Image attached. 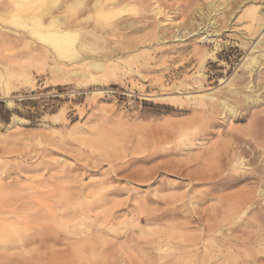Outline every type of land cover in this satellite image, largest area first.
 Instances as JSON below:
<instances>
[{"label":"rangeland","instance_id":"374dc122","mask_svg":"<svg viewBox=\"0 0 264 264\" xmlns=\"http://www.w3.org/2000/svg\"><path fill=\"white\" fill-rule=\"evenodd\" d=\"M0 264H264V0H0Z\"/></svg>","mask_w":264,"mask_h":264},{"label":"bare ground","instance_id":"6f19581e","mask_svg":"<svg viewBox=\"0 0 264 264\" xmlns=\"http://www.w3.org/2000/svg\"><path fill=\"white\" fill-rule=\"evenodd\" d=\"M134 2V1H133ZM18 6V5H17ZM18 9V8H16ZM248 13V12H247ZM48 23V22H47ZM212 24V23H211ZM75 27V26H74ZM28 31V30H27ZM33 34H35L33 37L40 38L42 41H45L46 43L51 44L53 48L63 57L73 58L77 55V50L74 48V42H75V33L70 30L67 26H64V23L59 22L58 20L51 22L50 24H44L40 17L37 16L36 21H34V27H33ZM38 36V37H37ZM6 43V42H5ZM40 44V43H39ZM42 46V45H41ZM52 51V50H51ZM54 51V52H56ZM48 52V51H47ZM50 53V52H49ZM52 60V59H51ZM59 61V60H58ZM86 62V61H85ZM64 66V64H62ZM75 65V64H74ZM52 66V65H51ZM58 66V64H57ZM76 66V65H75ZM79 66V65H78ZM61 69V65H59ZM83 67V66H82ZM92 68L101 70L103 68L100 64H92ZM23 69V68H22ZM84 69V68H83ZM79 72V71H78ZM90 72V71H89ZM8 74V73H7ZM87 74V73H86ZM25 75V74H24ZM5 77V76H4ZM7 77V76H6ZM58 77V76H57ZM8 79V78H7ZM10 79V78H9ZM73 79V78H72ZM12 80V79H11ZM4 81V80H3ZM6 81V80H5ZM234 113V112H232ZM18 120V119H17ZM232 145V144H230ZM240 153L235 152L231 160H234L233 164V171H243L242 167L250 166V164L253 161V158L251 157L247 162L244 163L246 156L251 155L252 152L248 149H242V147L237 146ZM229 162V161H228ZM227 162V163H228ZM258 172V171H257ZM239 173V172H238ZM230 177L233 180V184L231 186L237 185L243 181H247L249 179H258L259 177L256 176V173L249 174L248 176L241 175H230ZM216 184V183H215ZM218 184H222L221 182ZM260 190V189H259ZM262 192V191H261ZM239 207L244 209H249L254 205L253 199L249 196H244L242 199L238 201Z\"/></svg>","mask_w":264,"mask_h":264}]
</instances>
